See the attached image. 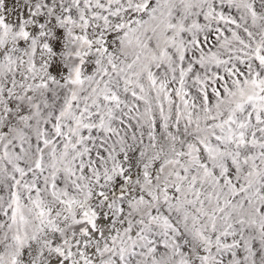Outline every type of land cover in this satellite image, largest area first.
I'll use <instances>...</instances> for the list:
<instances>
[{"label": "snow or ice", "instance_id": "1", "mask_svg": "<svg viewBox=\"0 0 264 264\" xmlns=\"http://www.w3.org/2000/svg\"><path fill=\"white\" fill-rule=\"evenodd\" d=\"M0 264H264V0H0Z\"/></svg>", "mask_w": 264, "mask_h": 264}]
</instances>
